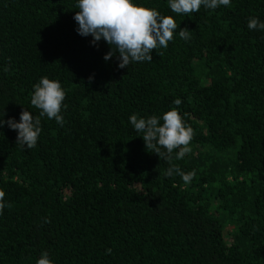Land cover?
<instances>
[{
  "label": "trees",
  "instance_id": "1",
  "mask_svg": "<svg viewBox=\"0 0 264 264\" xmlns=\"http://www.w3.org/2000/svg\"><path fill=\"white\" fill-rule=\"evenodd\" d=\"M136 3L178 28L152 62L120 69L105 41L77 33L76 0H0V113L38 116L41 77L61 83L67 105L63 127L41 118L35 148L0 128V264L43 252L53 264H264V32L247 28L264 21V0L187 16ZM173 108L193 130L180 160L129 123Z\"/></svg>",
  "mask_w": 264,
  "mask_h": 264
},
{
  "label": "clouds",
  "instance_id": "2",
  "mask_svg": "<svg viewBox=\"0 0 264 264\" xmlns=\"http://www.w3.org/2000/svg\"><path fill=\"white\" fill-rule=\"evenodd\" d=\"M231 2L232 0H167L171 12L185 16L199 12L202 6L215 10L221 6L229 7ZM76 8L79 11L73 19L77 24V33L82 37L91 36L93 45L101 40L105 41L110 46V51L104 56V60L108 61L116 56L120 69L134 63L152 62L153 50L166 49L178 28L172 16L162 15L154 8L136 3V0H76ZM247 28L264 32V21L251 17ZM178 34L184 40L190 39V31L186 28L180 29ZM65 98L66 92L58 80L41 77L33 85L31 96V105L39 110V115L34 116L25 109L17 121L15 118L5 120V113L2 112L0 128L7 125L15 130L16 144L22 149L35 148L42 131L41 118L54 119L60 127L64 126L62 109L67 108L63 103ZM181 103L179 98L174 100L177 106ZM129 123L143 139L146 148L160 158L171 160V154L178 149L175 158L180 160L191 151L188 145L193 139V130L183 121L177 108L162 116L138 118L133 114L129 117ZM173 174L179 175L185 183L191 182L195 176L194 171L185 173L178 167H169L165 172L166 176ZM4 197L5 193L0 191V213L6 207ZM35 264H53V261L47 252H43Z\"/></svg>",
  "mask_w": 264,
  "mask_h": 264
}]
</instances>
